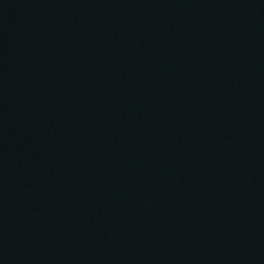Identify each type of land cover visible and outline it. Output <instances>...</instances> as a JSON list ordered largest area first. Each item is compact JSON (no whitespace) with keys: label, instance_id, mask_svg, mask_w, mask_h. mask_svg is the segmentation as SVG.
Wrapping results in <instances>:
<instances>
[{"label":"water","instance_id":"water-1","mask_svg":"<svg viewBox=\"0 0 264 264\" xmlns=\"http://www.w3.org/2000/svg\"><path fill=\"white\" fill-rule=\"evenodd\" d=\"M0 264H264V0H0Z\"/></svg>","mask_w":264,"mask_h":264}]
</instances>
